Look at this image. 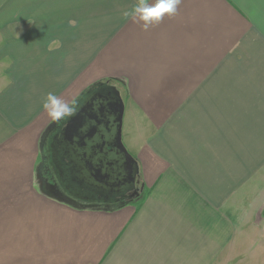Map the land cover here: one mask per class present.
<instances>
[{
	"label": "crops",
	"instance_id": "0c3cea01",
	"mask_svg": "<svg viewBox=\"0 0 264 264\" xmlns=\"http://www.w3.org/2000/svg\"><path fill=\"white\" fill-rule=\"evenodd\" d=\"M136 3L0 0V264H229L264 221V0H182L149 31L123 16ZM101 81L124 89L145 190L113 212L53 198L43 174L64 158L47 94Z\"/></svg>",
	"mask_w": 264,
	"mask_h": 264
},
{
	"label": "water",
	"instance_id": "95a60500",
	"mask_svg": "<svg viewBox=\"0 0 264 264\" xmlns=\"http://www.w3.org/2000/svg\"><path fill=\"white\" fill-rule=\"evenodd\" d=\"M104 83V85L86 91L79 100H77L79 108L77 113L66 120L54 122L48 129L46 138L48 139V142H50V150L52 148L57 151L60 150V147L57 143L55 144V139L60 134L67 142H69L68 144H72V146H76L77 140H81L85 143L87 142L85 141L87 138H96L97 140H100L101 138V140L105 141V144L99 147L102 156L107 158V155L112 153V151L117 156H119V154L122 155V169L119 170H121V173L123 174L126 172L125 175L129 179V187L130 184L135 183L136 178L140 175V170L137 161L127 152L122 141L123 116L125 109L124 100L114 83ZM94 100H100L102 107L96 108L87 106V103L91 101L93 102ZM99 119L105 121L106 126H99ZM95 123L100 127L97 130L98 132L91 131V129H95ZM89 124H91L92 128ZM110 147L112 149L111 152L109 151ZM45 167H47V169L43 171V174H45L44 172L50 173V177L45 174L46 187L50 189L53 198L69 205L82 206L84 209L94 211L113 212L128 206L141 194L142 189H138L132 195L125 197H123V195L122 199L116 200L111 196L101 194L99 190L91 188L89 189V191L92 192L91 194L85 198H78L77 196L70 194L69 190L63 189L60 184L62 177L60 176V172L64 173L63 169H65V166H63V161L59 155H54L52 159L49 157V160L45 163ZM112 170H115V166ZM104 171L105 166L104 168L100 167L98 175L103 177L102 174ZM125 192V194H127V191Z\"/></svg>",
	"mask_w": 264,
	"mask_h": 264
},
{
	"label": "flooded vegetation",
	"instance_id": "af4514ba",
	"mask_svg": "<svg viewBox=\"0 0 264 264\" xmlns=\"http://www.w3.org/2000/svg\"><path fill=\"white\" fill-rule=\"evenodd\" d=\"M87 106L97 108L102 107V104L100 103V100H94L93 102L91 101L87 103ZM99 120V126H106L105 121L102 119ZM89 125L91 126V124ZM94 127L96 130L91 129V131H97L98 128H100L98 127V124L94 125ZM85 141L87 142L84 143L81 140H77L76 146H72V144H68L69 142H67L63 137L60 138V135L55 139V144L57 143L59 145L60 150L64 155V158L62 157V161L63 166H65L63 171L66 176H62L60 180V184L63 189H72L70 186V180L68 181L69 177H71L74 181L82 183V186L80 185L81 187L87 189L99 188V192H101V194L111 196L116 200L121 199L123 195V197H125V191H127L128 195H132V190L135 189V185L130 184L128 187L129 179L125 175L126 172L123 174L121 173V170H119L122 169V155L119 154V156H117L112 151V153H109V155H107L108 157L105 158L100 154L99 150V147L103 146L105 141L101 140V138L100 140H97L96 138H87ZM111 147L109 148L110 152L112 150ZM104 166L105 171L102 174L103 177H100V175H98L99 168H104ZM114 166L115 170L113 171L112 168H114ZM46 169L47 167L44 166L43 171ZM44 173L50 177V173ZM45 174L44 179L46 183Z\"/></svg>",
	"mask_w": 264,
	"mask_h": 264
},
{
	"label": "clouds",
	"instance_id": "9594fccd",
	"mask_svg": "<svg viewBox=\"0 0 264 264\" xmlns=\"http://www.w3.org/2000/svg\"><path fill=\"white\" fill-rule=\"evenodd\" d=\"M181 3L182 0H138L131 10L123 12V16L141 26L143 31H149L162 23L166 17L174 16ZM43 109L52 121L59 122L77 113L78 102L73 100L68 103L55 94L48 93L43 102Z\"/></svg>",
	"mask_w": 264,
	"mask_h": 264
},
{
	"label": "rangeland",
	"instance_id": "374dc122",
	"mask_svg": "<svg viewBox=\"0 0 264 264\" xmlns=\"http://www.w3.org/2000/svg\"><path fill=\"white\" fill-rule=\"evenodd\" d=\"M120 87L121 85L118 86V89L122 91V96L124 98V89ZM60 173V176H66V174H64L63 172ZM69 180L71 184L70 186L72 187V189L69 190L70 194H73L78 198H85L92 193L89 191V189L81 187L82 183L74 181L71 177H69L68 181ZM94 190L99 189L95 188ZM257 212L264 218V206L260 207ZM258 217L259 216H257L256 220L253 221L252 225L242 227L243 235L246 239H248V242L245 243L243 255L239 258L234 259L233 261H230L229 264H264V221L260 222ZM257 221H259V224Z\"/></svg>",
	"mask_w": 264,
	"mask_h": 264
},
{
	"label": "trees",
	"instance_id": "16d2710c",
	"mask_svg": "<svg viewBox=\"0 0 264 264\" xmlns=\"http://www.w3.org/2000/svg\"><path fill=\"white\" fill-rule=\"evenodd\" d=\"M110 82V81H109ZM105 83H104V81H101V82H98V83H95L93 86H91L90 88H88L86 91H88V90H90V89H92V88H94V87H99L100 85H104ZM85 91V92H86ZM84 92V93H85ZM136 180H137V183L135 184V187H136V189L138 190V189H141V177H140V175L136 178ZM143 198V193L141 194V197L139 198V199H137L136 201H134V203H136V202H139L141 199Z\"/></svg>",
	"mask_w": 264,
	"mask_h": 264
}]
</instances>
